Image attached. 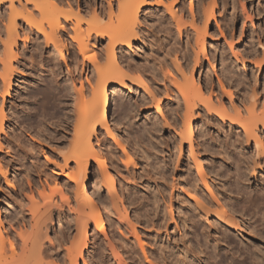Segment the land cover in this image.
<instances>
[{
    "label": "bare ground",
    "instance_id": "bare-ground-1",
    "mask_svg": "<svg viewBox=\"0 0 264 264\" xmlns=\"http://www.w3.org/2000/svg\"><path fill=\"white\" fill-rule=\"evenodd\" d=\"M167 1L168 0H152V1L151 0H116V2L114 0H108V1L106 0H0V32L3 33V29H5V32H6V33L4 32L5 37L2 38L1 37L2 35H0V174L2 177H4L6 183L8 184L11 183L7 173L9 171V166H10V163H8V161L11 160L12 158L9 157V160L7 161V159L4 158V156H1V152L2 150H5L8 146H10L8 147L10 149L14 146V145L12 146L11 141H9V138H8L9 133L6 128V125L8 123L13 125L11 123L13 121L10 120L9 114L15 115V118L20 117L19 116L20 114H24V115L27 114V110L24 109V104L22 105L21 103L20 105L19 103H16L13 101L12 91L14 89L13 88L14 81L18 79V77H16L17 76L16 71H18L17 69H20L18 68L19 66H15V65H20V66L23 65V62H21L19 58L21 57V55L25 54V49H27L28 47V42H30L31 40L32 41L35 40V44L38 46V47L36 46L37 50L38 48L42 49L41 38H43L44 44H45L44 45L45 48L43 49L50 50L53 47V51L54 50L58 51L61 54V56L64 52L67 53L72 48V47L69 48V45L74 46V44H76L79 50V54H81V56L83 57L82 72H84L86 80L87 81L90 80L88 77L89 72H95L98 76L97 78L98 80L96 79V81H98L96 82L97 85L96 86L90 85L91 89L89 88L88 90L84 89L85 84L83 83L82 79H80V87L75 84V82L77 81L76 80L77 77L76 79L72 78V82L70 81L73 87V90L75 92L74 107H72L74 122H73L71 137H70V140L68 141L69 143L66 141L68 144L66 145L67 148L59 149V154L61 158L63 159V162H62L63 165L57 164L56 169H58L59 171L52 169L51 170L52 174L48 173V171H46L45 169L43 171L45 175V181L48 185H50L48 183L49 178L50 180L52 179L53 184L51 185H53V187H50L51 191L49 190L51 194L47 193L46 191L47 189L44 187L43 184H42L43 189L41 191H39L37 188L35 189L39 197L43 199L44 201L43 205L41 206L40 203L36 201L35 199L36 197L34 195L35 194L34 189L31 188L32 196H30V198L32 199L31 200L32 202L29 200L30 203H32L31 207L27 209L28 210L27 212L25 211L24 207L23 208L19 207L20 211H18V209L15 210L18 212V214L15 215V217L19 219V221L21 219L26 220L27 219L26 215L27 213L30 212L31 219L29 220L28 223L30 224L31 230L29 229L30 231H28V228L26 226L27 220L25 221L26 224L23 221H22L23 223H21L22 226H24L25 231H22V230L17 231L16 229L13 230L11 229L12 225H10V229L5 227L4 223L2 222V212L0 209V264H80V260L84 262L85 264H87V261L85 258V251L88 250L89 245H90V231L92 228V224H94V229L92 231L93 234L92 233L91 234L94 237L93 238L94 240L100 239L102 235L104 236L107 235V226H106V222L104 220V217L101 211L102 206L100 205V202L102 200L101 198H100L101 201L98 200V197H96V194L94 193V189H93L91 166L94 162L96 163L98 170L101 171L100 172L101 174L99 175L100 181L103 182V185L108 186L107 189L108 188L110 189V190L108 189L109 191L107 190L109 194L114 191L112 189L115 186H114V179L111 177V175L107 171L106 154L103 153L100 148L98 149L96 147V145H100L99 144L100 139L97 140L96 142L97 144H95L94 138L95 136L98 135L99 129L104 130L108 134V136H110L118 144V146L121 147L124 153V157H123L124 163L126 165L135 164L134 156L127 150L126 146L121 142V140H119V138L116 137L112 129V126H111V120H112V114H113V104H114V95L112 94V90L115 87H120L121 89H125V90L130 89L128 87V81L133 84H136V83L144 84L143 78L140 74H136V76L130 75L134 71H131L132 67L130 65H124V62H122L121 59H119L117 52H116L117 47L119 45H123V46L125 45L127 47H131L134 40H141L140 39L141 35L139 34L140 28L138 27V24L141 18L140 14L145 8L147 7L155 8V5L158 8L164 7L167 10V13L170 15L172 21L176 24L178 35L182 37V39L185 36L187 39L188 37L190 38L192 31L196 34L198 50L196 51L195 61L194 62L192 61V63L195 64V65L193 64V66H197L200 63L201 55H203L204 57L205 56L209 57L207 49H206V38L208 37V35L210 36L209 30L213 27V23L215 22L220 28L218 17L216 16V10H217L216 6L218 5L217 0H212L211 2L210 1L208 2V0L207 1L197 0V4L194 3V0L193 1L191 0L190 2L191 5L189 6H191L190 14H191L192 20L189 21V23L187 21L185 22V19H184L185 18L184 7L180 6V8H177L179 5L178 2L182 0H176V1L174 0V2L172 1L171 3H168ZM234 19H235V16L232 13L229 19L226 16L224 24L229 25L231 22H233V30H234L235 29ZM246 25L247 23L244 21L243 28H242L243 35L246 32ZM222 29L220 31L224 35L225 32H223ZM71 30L73 31V33L70 32ZM98 37H101L102 39L104 38L108 39L106 56L108 57L109 65L105 67L101 66L100 63L96 61L95 53L90 54L91 51L89 47V41L92 39L96 40ZM69 39L71 41H69ZM259 39L260 38H258V43H260L261 46L264 47V42H263L264 40H261V39L259 40ZM187 44L188 43L186 42V45ZM184 47H181V48H184ZM185 48L187 49L188 47H185ZM186 49L185 50L183 49V50L186 51ZM184 51H183V54L181 53L183 56H185ZM73 55H74V58L77 57L75 52L73 53ZM222 57H225V56H222ZM87 59H89L90 62L92 61L94 63L93 64L89 63L88 65V63H86ZM76 61L78 60L76 59ZM254 62H255L254 64L259 66V68H262L263 63H264V58L262 60L260 59L259 60L257 59V61L254 60ZM208 63H210V61ZM24 64L27 65L26 63ZM90 64H92V67H93L92 70H90ZM223 65L224 67L220 69L223 71L222 73H224L225 76H228L229 79H232L233 82H236L237 83V84L235 83L236 86L239 84L241 86L242 83L245 85L244 81L246 80L244 79L243 75H242L243 78H240L239 75L235 73L238 70L233 72V70L230 68L231 66L227 65V63L222 64V66ZM166 66H168V64ZM180 66L178 67L179 72L181 71ZM188 67L189 66L186 65V68L190 69V67L189 68ZM197 70L198 69H196L195 67H192V70L191 71L189 70L191 72L190 77L186 75L187 71L186 73L183 71L181 73L177 72L180 76V79L183 78V81L181 80L179 81L176 76L177 74H175L174 76L176 77L173 79L171 78L170 80L171 83L173 82L174 84L173 86L175 87V90H172V88L171 89L169 88L168 91H170V93L172 92L174 94V97L176 96L175 98L177 100L175 101L178 102L177 104H179V108H181L180 104H182L180 103V98L181 97L183 98L185 109L183 108L181 109L184 112H182V110L175 107V109H177V112L181 111L183 113V114L182 113L180 114L182 115L181 122L183 123L182 124L183 129H181V132L178 133L180 134V138H181V142H180L181 145L179 146V148L184 146V143L189 144V151H190L189 153L192 155V158L195 160V163L197 162L198 163L197 165H199L198 173L200 175V178L199 180L195 178L196 180L192 181L191 178H189L190 176H187L188 170H186L187 174H186V171H182L183 169L185 170L186 168V167H183L185 166L183 165L182 166L183 169L178 172L179 175L176 174L174 177L171 176V178L172 177L174 178L173 179L174 182L172 181L171 184L174 183L173 187H175V189L178 188L176 189L178 198L182 197V194L179 192V190H181L182 193L189 196V198L193 201L195 216L199 217L202 222L203 221L206 222L212 230L208 232L207 230L206 231L204 230L206 232V233L204 232V235H203L205 236L204 240H201L202 238L199 239V235L196 234L197 220L195 219V217L192 216L190 210H185L186 206L183 205V203H179L180 206L179 205L178 206H179V209L181 210L178 214L179 220L182 222L181 224L183 225V227H185V231L187 232L188 235H192V237L194 236L195 238L197 237V240L194 237L193 238L196 240V246L201 252L199 254L196 253V255L191 256L193 258H191L189 261L188 260L186 261V259L182 261L184 262V264H198V263L199 264H264V176H263V173L259 171L260 169L259 170L257 169L258 167H260V166L257 167V165L260 164L259 159L261 157V154L264 153V106L263 108H261L262 110L259 108L261 101L258 96L260 95L258 94V91L260 90H256V88L258 87L257 85H256L257 87L255 88L252 87L253 89L246 88V90L244 89L245 92L243 91L242 93L245 94L247 90H248L247 92L253 90L251 91V93H249L248 96L245 95L247 98L244 97L242 94L241 96H243L245 99L243 97H241L242 99L239 98L240 99V102L238 103L239 105L236 104L234 99H232L228 106L224 99L225 94L223 95V94L218 93V91L216 92L215 86L212 85V82L210 81L211 82L210 83L209 81H206L207 79L209 80V77L207 79L205 78L206 79L205 81L210 83V85H207V86L211 87L209 90L210 91L209 96L208 95L206 96L205 94L206 91L205 89L202 88V84L200 83V81L197 82L195 79L194 73L197 72ZM169 72L170 71L168 70V73ZM135 73H133V75H135ZM168 75H170V73ZM70 77L71 76H69L68 78L70 79ZM171 77H172V74H171ZM81 78H84V77L81 76ZM168 78L166 80H168ZM170 82L169 84H171ZM219 82H220L219 85L221 86L220 88L223 92L227 93V95L230 94L229 96L234 95L233 92L229 90L230 89L229 86H227L228 82H231V80L227 81L226 83L221 78ZM232 85L234 84L232 83ZM245 87L241 86V88H245ZM155 102L157 103L159 107L160 101L156 99ZM263 105H264V102H263ZM203 108L205 109L203 110ZM205 110L207 113L204 112ZM201 112L205 113V117H206L205 119H208V120L212 119L213 121H216L217 125H219L220 127H223V128L226 127L227 122H228V123H231V125L229 124V128H234L236 126H239L241 128L239 129L238 127H236L239 129V131L237 130L236 132L237 135L234 134L237 137L234 139L235 137L234 136L233 137L234 140H232V138L229 139V137L227 136L226 139H229V141L231 140L230 143L227 142L228 140L225 143L227 144L226 147L229 146V148H231L229 149L230 151L229 150L224 151V152H227V155L229 154L228 152L231 153L232 150L233 151L234 150L236 151L237 149L240 150L243 142L245 141H246L245 145L252 144V142H254L255 152H253L254 157L252 156L253 157L252 159H255V161L253 160L252 162L253 164H251L250 160H251L252 154L250 155V160L248 161L250 162L252 166L251 165L245 166L246 163L242 165L244 161L243 162L241 161L243 160L241 159L242 158L241 155L244 152L241 153L238 150H237L238 153L236 152L237 154L236 156H238V154L240 153L239 155L240 157H238L237 159L235 158L236 156L233 157L232 155H228V158L227 156L224 157L225 159L222 157V160L224 159L226 161L228 165L227 167L231 166L232 168V171L230 172L227 171L230 173V174H227V178L229 175L231 184H228L229 188L227 187L228 189L225 190L223 193L227 194V192H230V193L234 192L235 194L240 195V198L245 199L249 203V205L253 206V208L247 207L248 208L247 209L246 206H249V205L245 206L243 204V202H245L244 200L241 204H238L240 205L239 207L237 206L239 209L233 212L236 213V211H238V213H240V211L241 212L244 211L245 214H242V215H244L245 217H242V219H239L235 214L231 213L228 210V207H226L224 203L222 204L221 203L222 201L221 202L219 201V198H218L219 195L218 196L216 195L214 189L212 188V185H210V183L207 180L208 179L207 176H209L208 171L205 170L203 164L199 163V160L201 159L196 158L195 149H194L196 129L194 127V124H195L194 122H196L195 121L196 116L201 115L200 114ZM213 113L217 115V118L216 117L214 118L215 115ZM203 119H204V116H203ZM203 119L201 118V121H203ZM20 123L17 124V127L14 126L13 135L18 134L19 135L18 141L21 142L23 132L18 133V130H20V125H22ZM240 130H242L243 133L240 132ZM230 133L231 132L226 133V134L227 135L229 134V136H231ZM11 134L12 132L10 133V135ZM206 136L208 135L205 134L204 137ZM242 136L245 138L241 139ZM209 139H210L209 137H206L203 143L205 142L208 144V142L206 141H209ZM56 143L57 145L64 144V142L60 140H57ZM20 144L18 147L23 146V144L22 145ZM207 144H204V145H206V148L210 149V146L212 144L211 145L209 144L210 146H207ZM247 155L249 154H246L245 156ZM185 159L188 165L189 161L187 160V158ZM261 160L263 161V159ZM71 162L75 163V166L73 165L74 168L69 167ZM209 168L211 172L213 173L217 172L216 174L220 178L223 175L225 176L224 171L227 170V169L224 171L217 170L211 165ZM66 169H69V171L67 172ZM158 173H161V172L158 171ZM259 173H261L260 185L257 187V189H254L248 192L245 189V186L247 184L246 180L247 179L249 180L251 178L258 179ZM56 174L68 177L67 181L63 180V184L65 186L70 184V181L75 183L76 188L74 189V192L77 196L76 197L77 208L74 209V211H76V215L75 216L73 214L72 215L74 217L73 220H75L76 222L75 224L80 228V232L83 233V234L79 233L78 231L80 237L79 236L77 237V235H74L75 238H73L72 240H70L69 239L70 237L68 236L67 237L65 236L63 238L65 241L70 242V245L65 247L66 252L62 256L63 259H61L63 261H60L62 263L58 262V260L55 258V257H58L59 255H62V253L61 252L58 253V251L56 250L58 248L56 249L54 248L55 249L54 251V249L50 247L52 248L51 249L52 251H50L49 246H47V244L44 241H42L43 237L41 238L42 235L40 234V232L42 233L43 230L46 231L45 222L47 220L48 221L50 220L51 224L54 225V219H55L56 214H57L58 221L60 222L61 221L60 216L66 213V210L64 209L65 207L62 208L63 204L62 205L58 204L56 198L53 195L55 192H60L59 194L62 197H65L64 196V185L62 183L60 184V181L55 176ZM184 174L186 175L183 176ZM154 178L156 177L154 176ZM213 185L215 188H217V191L218 190L220 192L222 191L218 188V184L214 183ZM0 186H1V183H0ZM10 186H12V184H10ZM155 189H157V187ZM154 198H156V195ZM65 199L66 198H64V201ZM109 199L113 202V204H115V202L118 203L117 201H115L116 197L114 199V195L113 196L110 195ZM172 199L173 198H171L170 203L168 205V207L170 208L168 210H171V215H170L171 218L175 219L176 217L173 212ZM18 202H17V206L20 204V203L18 204ZM21 204H22V201H21ZM130 204H133V203H130ZM157 204L158 203H156L155 205ZM120 207L117 208V210H114L116 215H118V217L122 219V220L117 219L118 220L117 223L115 221L116 223L115 228L119 232L120 235L118 236V234H116V237L117 236L118 237L114 241L118 243L117 245L121 247V250H123V253L125 254L127 253V256L126 255L125 256L128 257L131 264H181V263L183 264L181 259H180L181 263H179L180 261L179 262L176 261V259L178 260V258L180 257H182L183 259V257H185L184 254L180 253L179 255L178 253L179 257H177L178 255L174 253V257H173L172 256L173 252L171 253L172 248L169 246H166L167 245L166 243L162 244L164 243L162 242L164 240L161 239L162 241H159L161 236H157L158 233H156L155 235L153 234L154 232L145 233V237H143V235H141L140 232L138 231L137 223L139 222H143V224L144 223L146 224V222L147 224L150 223L152 228L156 227L160 222H162V220L160 219V215H159L160 213L158 212L159 210H155L156 206H154L155 211L153 212L159 213V214L156 213L159 216L152 215L153 217H150L151 215L149 216V214H145L146 218H144V216H141L140 209H138L140 211H137L135 209L136 214H134L132 218L131 213L128 211L127 208L121 207L124 209L122 210L120 209ZM251 208L253 209V211H251ZM72 210L73 209H71L70 211ZM155 217H157V219ZM164 219L162 222L163 224L160 223V226L162 227L166 222V221L164 222ZM43 225L45 228H43ZM156 228L155 230L158 231ZM158 229L160 228L158 227ZM211 233H213V235ZM233 233L236 234L237 240H233V236H232ZM81 234L83 235V237ZM130 234L134 236L133 241H136L135 243L133 242L134 243L133 245H132V238L128 237V235ZM217 234H218V237L216 236ZM43 235L45 236V234ZM181 236H182V232H181ZM114 237L115 235L113 236V238ZM200 237L202 236L200 235ZM59 238L60 236L58 237V239ZM146 239L149 242H147ZM222 241L224 244H227L228 246L226 250H222L220 247V243H222ZM103 242L106 243L105 241ZM52 243L50 240L49 245H51ZM136 243H137V247L135 246ZM188 244L189 243H187V245ZM148 247L150 248V250H148ZM118 248L116 247L115 250ZM115 250H112V251H113V257L116 260L117 257L120 258V256H118L120 255V253L117 250L116 251ZM187 250H189V248ZM192 252H193L192 254H194L196 251L192 250ZM185 254L187 255L188 253L186 252ZM200 254H202L204 258ZM101 255H104V254H101ZM188 257H185V258H188ZM53 258L57 261L52 260ZM228 258H230V260ZM119 260L120 261L117 262L118 264H130L124 261V257L122 259L123 261H121V259ZM103 263L105 264V262Z\"/></svg>",
    "mask_w": 264,
    "mask_h": 264
},
{
    "label": "rangeland",
    "instance_id": "rangeland-1",
    "mask_svg": "<svg viewBox=\"0 0 264 264\" xmlns=\"http://www.w3.org/2000/svg\"><path fill=\"white\" fill-rule=\"evenodd\" d=\"M114 1L116 2V0ZM172 1L174 2V0H168L167 2L171 3ZM209 1L211 2L212 0H208V2ZM190 2L191 0H182L178 2L179 5L177 7V8H180V6L184 7V14H185L184 19H185V22L187 21L188 23L189 21L192 20L191 14H190L191 6H189L191 5ZM217 2H218V5L216 6V9H217L216 16L218 17L220 28L215 22L213 23V27L209 30L210 36L208 35V37L206 38V49H207V52L210 58L208 56L207 58L206 56L204 57L203 55H201L200 63L197 66H193L194 63H192V61L193 62L195 61L196 51L198 50L196 34L189 28L192 31L190 38L188 37L187 39L185 36L182 39V37L178 35L176 24L172 21L170 15L167 13V10L164 7L158 8L156 7V5H155V8H152V7L145 8L140 14L141 18H140L138 27L140 28L139 34L141 35L140 37L141 40H134L131 47H127L125 45L124 46L119 45L116 49L117 55L119 59H121V61L124 62V65H130L132 67L131 71H134V72L131 73L130 71L131 73L130 75L136 76V74H140L144 81V84H139V83L133 84L128 81V87L130 89L125 90V89H121L120 87H115L112 90V94L114 95V104H113V114H112L111 126H112V129L116 137L119 138V140H121V142L126 146L127 150L134 156L135 164L126 165L123 160L124 153L121 147H119L118 144L110 136H108V134L104 130L99 129L98 135L95 136L94 138V142L95 144H97L96 143L97 140L100 139L99 140L100 145H96V147L98 149L100 148L102 152L106 154L107 171L111 175V177L114 179L115 187L112 189L114 191L109 194L108 191L110 189L109 188H108L109 190L107 189L108 186L103 185V182L100 181L99 175L101 174L100 173L101 171L98 170L96 163L92 162L93 164L91 166V171H92L93 189H94V193L96 194V197H98V200L99 201L102 200L100 202V205L102 206L101 211H102V214L106 222V226H107V235L106 236L102 235L100 239L94 240L93 239L94 237L92 236L94 224H92V228L90 231V245H89L88 250L85 251V258H86L87 264H100V263L104 264L103 262H105V264L107 263L108 264H118L117 262L120 261L119 259L123 261L122 260L123 257H124V261L130 263V260L128 259V257H126L127 253L126 254L123 253V250H121V247H119V245H117L118 243L114 241L120 235L119 232L115 228L116 223L118 220H122L118 217V215H116L114 210H117V208H119L120 206L127 208L128 211L131 213L132 218L134 214H136L135 209L137 211L141 210L140 214L141 216H144V218H146L145 214H149V216L151 215L150 217H153L154 215H157L160 213L159 214L160 219L163 222V219L166 217L164 219V222L166 221L164 224L165 227L163 225V227L166 229L160 226V223L162 222L158 224L159 226L157 225L160 229H158L157 226H156L157 228L156 227L152 228L150 223L147 224V222L146 224L148 226L145 223L143 224V222L137 223L138 226L137 225L136 226L138 227V231L140 232L141 235H143V237H145V233L154 232L153 233L154 235L158 233L157 236L162 237V238L160 237L159 241L164 240L162 241L164 243L162 242L161 243L162 244L166 243L167 244L166 246H169L172 248L171 253L173 252V255H172L173 257H174V253L176 255H178V253L179 255L180 253L184 254L185 257L189 256L188 257L189 259L185 257H183L182 259V257H180L178 258V260L176 259V261L179 262L180 259L181 261L185 259L186 261L187 260L189 261L191 258H193L191 256L196 255V253L198 254L201 253L196 246L197 237L195 238L193 236L196 239L195 240L192 237V235H188L187 232L185 231V227H183V225L181 224L182 222L179 220L178 214L181 211L179 209V206H180L179 203H183V205L186 206L185 210H190L192 216L195 217V219L197 220L196 234L199 235V239L202 238L201 240H204V237H205L203 236L204 232L206 230L207 232L211 231L212 229L208 226L206 222L204 221L202 222L199 217L195 216L193 201L189 198V196H187L186 194L182 193L181 190H179V192L182 194V197H181L182 199L180 197L178 198V195L176 192L177 191L176 189L178 188L175 189V187H173L174 183L171 184L174 179L173 177L176 174H178V172L181 171L183 167H186L187 169L185 168V170L183 169L182 171L188 170L189 175L187 174V171H186V174L187 176H190L189 178H191L192 181L196 179L199 180L200 175L198 173L199 165H197L198 164L197 162L195 163V160L192 158V155L189 153L190 152L189 144L184 143V146L179 148V146L181 145L180 144L181 138H180V134L178 133H180L181 129H183V126H182L183 123L181 122L182 115L180 114L184 112L181 108L185 109L184 107L185 105L183 103L184 102L183 98L180 96L181 97L180 103L182 104H180L181 108H179V104H177L178 102L175 101L177 100L175 98L176 96L174 97V94L168 91L169 88L170 89L172 88V90H175V87L173 86L174 84L173 82L171 83L170 80L171 78L173 79L177 76L179 81L180 80L183 81V78L180 79V76L177 73L179 72L178 67L180 66V64H181L180 66L181 71L179 73H181L182 71L186 73L187 71L186 75L188 77H190V73H191L190 71L192 70V67H195L196 69H198L197 72L194 73L195 79L197 82L200 81V83L202 84V88L205 89L206 91V92L204 91L206 96L207 95L209 96L210 94L209 90L211 88L210 86H207V85H210V83L212 82V85L215 86L216 92L218 91V93L220 94H223V95L225 94L224 99H225L226 104L229 106V103L232 99H234L236 104H238L240 102V99H242L241 97L243 96L246 97L249 95V93H251V91H253L251 90L247 92L248 91L247 90L245 94L242 93L243 91L245 92L246 88L253 89L258 86L256 90H260L258 91V94H260L258 96L261 101L260 103L262 104V105L261 104L259 105V108L261 109L264 106L263 105V102H264L263 82L264 81H262L264 80V71H263L264 63H263L262 68H259V66L254 64L255 63L254 60L257 61V59L262 60L264 58V53H263L264 47H262L261 44L258 43V38H260L261 40H264V0H222V1L217 0ZM194 3L197 4V0H194ZM232 13L235 16V19H234L235 29L234 30H233V22H231L229 25L224 24L226 16L229 19ZM244 21L247 23V25H246V32L243 35L242 28H243ZM221 29L223 32H225L224 35L220 31ZM4 32H5V29H3V33L0 32V35H2L1 36L2 38L5 37L6 32L5 33ZM70 32L73 33L72 30ZM41 40H42V49L38 48V50L36 48L37 45L35 44V40L33 41L31 40L30 42H28V47L27 49H25V54H23L27 56L28 58L21 55L19 59L21 62H23V65H21L22 67L20 65H15V66H19L18 68L20 69H17L18 71H16V75H17L16 77H18V79L14 81V87H13L14 89L12 91L13 92L12 98L14 102L19 103L20 105L21 103L22 105L24 104V109L27 110V114L25 115L20 114L19 115L20 117H18L19 120L18 118H15V115L9 114L10 120L13 121L11 122L13 125L8 123L6 125V128L9 133V136H8L9 141H11L12 143L10 144L14 146L12 147L13 149L8 148L10 147L8 146L5 150H2L1 152V156H4V158H6L7 161L9 160V157L12 158L11 160L8 161V163H10V166H9V171L7 173L11 181L10 184H12V186L6 183L4 177H2L0 174V183H1L0 209L2 212V222L4 223L5 227H7L8 229H10V225H12L13 228L11 226V229L13 230L16 229L17 231H20V230L25 231L24 226H22L21 224L23 222L25 224L27 222L26 226L28 228V231L31 230L30 224L28 223L29 220L31 219L30 217L31 215L29 212L27 213L28 216L26 215L27 221L24 219H21L19 221V219L15 217V215L18 214V212L15 210L18 209V211H20V208L24 207L25 211L27 212L28 211L27 209L31 207L32 205V203H30V201L32 200L30 198V196H32L31 188L34 189V192H35L34 195L36 197L35 198L36 201H38L40 205L42 206L44 201L43 199L39 197L35 189L37 188L39 191H41L43 189L42 188V184H43L44 187L47 189L46 190L47 193L51 194L50 187H53V185H51L53 184L52 179L50 180L49 178L48 180V183L51 186L46 183L45 175L43 172L44 169L48 171V173L52 174V171H51L52 169L58 170L56 169L57 164L63 165L62 163L63 159L61 158L59 154V149L67 148L66 145H68L67 142L70 140L73 122H74L72 107H74L75 92L71 85L72 78L76 79L77 77L76 79L77 81L75 82V84L79 87H80V79H82L83 83L85 84L84 89L86 90H88L89 88L91 89L90 85L96 86L97 85L96 82H98L96 81L98 76L95 72H89L88 77L90 80L89 81L86 80L85 74L84 72H82L83 57L81 56V54H79V50L76 44H74V46L69 45V48L71 47L72 48L67 53L64 52L62 56L64 55L65 57L64 56L62 57L58 51H55V50L53 51V47L50 50L43 49L45 48L44 46L45 44H44L43 38H41ZM69 41L71 40L69 39ZM107 42H108L107 38L102 39L101 37H98L96 40L92 39L89 41V47L91 51L90 54L95 53L96 61L100 63L101 66H104V67L109 65V60H108V57L106 56L107 55L106 54L107 53ZM186 42L188 43L187 45H186ZM184 46L188 48L186 49ZM181 47H184V48H181ZM32 49L33 50L35 49L34 52ZM183 49L184 50L186 49V51H184ZM182 50L184 51L185 56L189 57V58L187 57L188 59L182 55L183 54ZM254 50L257 53H255ZM74 52L77 55V57L75 58L73 55ZM186 52L188 55L186 54ZM222 56H225V57H222ZM206 58L208 59V61ZM76 59L78 61H76ZM209 61L210 63H208ZM24 63H26L27 65H25ZM31 63L33 66L31 65ZM86 63H88L89 65V63L93 64L94 62L92 61L90 62L89 59H87ZM224 63L225 64L227 63V65L231 66L230 68L233 70V72L238 70L235 73H237V75H239L240 78L244 77V79L246 80L244 81L246 87L243 83L241 84V86L245 88H241L240 84L236 86L237 84L236 82H233L232 79H229L228 76H225V74L222 73L223 71L220 68L224 67V65L222 66V64ZM92 64H90V70L93 69ZM167 64L168 66H166ZM188 64H190L191 66ZM186 65L189 66L190 69H187ZM175 66L177 67V69ZM168 70L170 71L169 72L170 75H168L169 74ZM163 72L165 73V75ZM133 73H135V75H133ZM171 74H172V77H171ZM175 74L177 75L174 76ZM167 75L170 79L167 77ZM69 76H71L70 79L68 78ZM81 76L84 78H81ZM166 77L168 78V80H166L167 79ZM208 77H209V80L207 79ZM220 77L226 83L227 81L231 80V82L234 85H232L231 82H228V85L227 84L226 85L229 86L230 88L229 90H231L234 95L229 96L230 94L227 95V93L221 90L220 88L221 86L219 85L220 84L219 81L221 79ZM255 79H257L258 81ZM205 80L209 82L211 81V82L208 83ZM169 82L172 85L169 84ZM242 94L243 96H241ZM156 99L160 101L159 107L157 103L155 102ZM175 107L182 110V112L181 111L177 112V109H175ZM204 109L205 108H203V110ZM204 112L207 113L206 110ZM203 113L201 112L200 114L203 115ZM205 113L203 115L204 119H203V116L199 115V116H196V120H195L196 122H194L195 123L194 127L196 129L195 130L196 137L194 141V149H195L196 158L201 159L199 160V163L203 164L205 170L208 171L209 176H207L208 178L207 180L210 183V185H212V188L214 189L216 195L217 196L219 195L218 196L219 201L220 202L222 201L221 203L222 204L224 203L225 206L228 207V210L231 213L235 214L239 219H242V217H245L244 215H242V214H245L243 210H242L243 212L239 210L240 213H238V211L234 213L233 211L239 209L238 207L240 205L238 204H241L243 200L245 201L243 202L245 206L249 205V203L245 199L240 198V195L235 194L234 192H231V193L227 192V194L223 193L225 190L229 188L228 184H231V180L229 179V175L227 178V174H230L229 172L232 171L231 166L227 167L228 165L226 161L224 160L225 159L224 157L227 156L228 158V155H232L233 157H235L237 155L236 152L237 153L238 151H240L241 153L244 152L242 154L243 156L241 155L242 157L241 159L243 160L240 159L242 162L244 161L242 165H244L245 163H246L245 166L251 165L253 164L252 163L253 160L255 161V159H252L254 157L253 152H255L254 142H252V144L245 145L246 141L245 142L242 141L243 144L240 150L238 149H237L238 151L232 150L231 153L232 152L233 153L231 154L230 152H228L229 154L227 155V152H224V151H228L231 148H229V146L226 147L227 146V144H225L226 141L228 140L227 142L230 143L231 140L229 141V139L232 138V140H234L235 138H237L234 134H236L237 130L239 131V129L241 128L239 126H236L239 129L236 127L229 128V124L231 125V123H228V122H227L226 127L224 128L220 127L219 125H217L216 121H213L212 119L211 120L205 119L206 118ZM214 115H215L214 118L215 117L217 118V115L216 114ZM200 117L203 119V121H201ZM19 123L22 125H20V130H18V133L23 132L21 142L18 141L19 139L18 134L13 135L14 126L17 127V124ZM228 131L231 132L230 133L231 136H229V134L228 135L226 134V133H229ZM11 132L12 134L10 135ZM199 132H201L202 134L204 133L203 134L204 136L205 134L208 135L206 136L210 138L209 141H206L208 142V144L205 142L203 143L206 137H204ZM240 132H242V130H240ZM227 136L229 137V139H226ZM242 138H245V137L242 136L241 139ZM57 140L63 141L64 144L57 145L56 143ZM19 144L20 145L23 144V146L18 147ZM204 144H207V146H210L211 144L212 145L210 146V149H208L206 148V145ZM246 154H249L247 155L248 157L245 156ZM239 155L240 153L235 158L237 159L238 157H240ZM250 155H251L252 161L250 160ZM262 155H264V153L261 154V157L259 159L261 165L258 163L259 165H257V167L258 166L260 167H258L257 169L258 170L260 169L259 171L262 172L264 176V156ZM222 157L224 158L223 160H222ZM185 158H187V160L190 162V163L188 162V165H187V162L185 161L186 160ZM261 159H263V161ZM249 160L251 164L250 162H248ZM73 165L75 166V163L71 162L69 167L74 168ZM210 165L213 166L217 170L224 171L227 169L226 171H224L225 176L223 175L220 178L219 176H217L216 174L217 172L216 173L211 172V170H209ZM69 169H66V171L68 172ZM158 171H160L161 173H158ZM186 174H184L183 176H185ZM55 176L60 181V184L61 183L63 184V180L64 181L68 180V177L66 176H61L57 174ZM154 176L156 178H154ZM171 176L173 177L171 178ZM258 179L257 178H251L249 180L247 179L246 180L247 184L245 186V189L248 192L254 189H257V187L260 185L261 173H259ZM214 183L218 184V188L222 190L221 192L219 190L217 191V188H215L213 185ZM156 187L157 189H155ZM75 188H76L75 183L70 181V184L66 186L64 185V196L65 197H62L59 194L60 192H55L53 194L58 204H61V205L63 204L62 208L65 207L64 209L66 210V213L60 216V219H61L60 222L58 221L57 214H56L55 219H54V225L51 224L50 220L49 221L47 220L46 221L47 223L45 222L46 228L43 225V228H45L46 231H44L42 228L43 231L42 233L40 232V234L42 235L41 238L42 237L44 238V240L42 238V241H44L47 244V246H49L50 251H52L51 250L52 248L53 249L58 248L56 249L58 253L59 252L62 253V255L58 256L59 258L55 257L58 260V262L63 261L61 259H63L62 256L66 252L65 247L70 245V242L65 241L63 238L65 236L66 237L68 236L70 237L69 239L72 240L73 238H75L74 235H77V237L78 236L80 237L79 233H82L80 232V228L75 224L76 223L75 220H73L74 218L73 215L74 216L76 215V211H74V209L77 208V202H76L77 196L74 192ZM170 194L172 195V197ZM110 195L112 196L114 195V199L116 197L115 201H117L119 204L116 202L115 204H113V202L109 199ZM155 195L157 199L154 198ZM162 197L165 201L162 199ZM64 198H66L65 201H64ZM171 198H173L172 199L173 212L176 217L175 218L176 220L171 218L170 216L171 210H168L170 209L168 205L170 203ZM21 201H22V204H21ZM17 202L18 204L20 203L18 206H17ZM155 202L158 204L155 205L156 204ZM130 203H133V204H130ZM134 205H136L137 207ZM154 206H156L155 210H159L158 211L159 213L156 212L157 213L156 214L153 212L155 211ZM121 207L120 209L124 210ZM247 207L253 208V206L251 205L246 206V208ZM252 208H251V211H253ZM71 209L73 210L70 211ZM155 218L157 219V217ZM155 228L158 231H156ZM181 232H182V236H181ZM43 234H45V236ZM46 234L48 238L51 240V243L53 241L51 245H49L50 240L47 238ZM116 234H118L117 237H116ZM211 234L213 235V233ZM114 235H115L114 237L115 239L113 238ZM200 235L202 237H200ZM59 236L61 240L60 238L58 239ZM216 236L218 237V234ZM232 236H233V240H237L236 234L233 233ZM128 237L132 238V245H133L136 242V241H133L134 236L130 234L128 235ZM103 241H105L106 243H104ZM146 241L149 242L147 239ZM113 243L116 245L117 248L119 247L116 250L120 253V255H118L120 256V258L117 257L116 260L113 257L112 250H115L116 248ZM187 243H189L188 244L189 246L187 245ZM135 246L137 247V243ZM220 247L222 250H226L228 248L227 244H224L223 241L222 243H220ZM188 248L189 250H187ZM148 250H150L149 247H148ZM192 250L196 252L192 254L193 253ZM186 252L188 253L187 255L185 254ZM101 254H104V255H101ZM179 255L177 257H179ZM200 255L203 257L202 254ZM228 259L230 260V258ZM52 260L57 261L54 258ZM181 261L179 263H181ZM80 264H85V263L80 260Z\"/></svg>",
    "mask_w": 264,
    "mask_h": 264
}]
</instances>
